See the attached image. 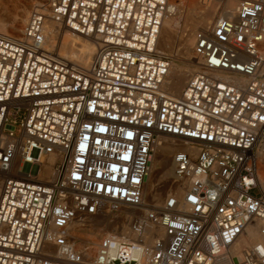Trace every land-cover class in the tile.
I'll return each mask as SVG.
<instances>
[{"label": "built area", "instance_id": "2783aa9c", "mask_svg": "<svg viewBox=\"0 0 264 264\" xmlns=\"http://www.w3.org/2000/svg\"><path fill=\"white\" fill-rule=\"evenodd\" d=\"M43 1L20 35L0 31V264H264V0L195 31L179 94L159 47L178 2ZM49 22L94 44L89 65L48 47ZM98 220L136 237L75 235Z\"/></svg>", "mask_w": 264, "mask_h": 264}, {"label": "bare ground", "instance_id": "6f19581e", "mask_svg": "<svg viewBox=\"0 0 264 264\" xmlns=\"http://www.w3.org/2000/svg\"><path fill=\"white\" fill-rule=\"evenodd\" d=\"M181 3L178 4L179 10L177 13L165 18L160 34L161 40L159 39V47L161 50H163L164 48H169L172 53H175V55L172 56L173 65L170 72V80L172 85L171 90L176 94H179L184 89L189 78L196 71V68H193L192 66L195 31L201 27L208 26L209 24H207V21H209L210 19L223 17L225 15H228L229 12H233L237 5L236 0H192V4L195 6L194 9L199 10L201 13V16L197 17L194 14H190V11L188 12L187 10L186 11L188 13H184L183 15L181 9L182 6L185 5H182ZM176 16L177 18L184 19V26L180 33H177V35L173 31V24L176 22ZM26 21L28 20L25 18V16H21L19 20L11 23L10 31L12 33L20 32L23 28V24ZM177 25H179V22H177ZM7 29V26L2 21H0V31L7 33ZM58 44L60 46V56L86 66L91 63L95 53V46L93 43L88 42L78 35L72 34L68 30L61 29L55 23L49 22L47 45L51 49H54ZM174 57L183 60V62L174 59ZM184 61L186 63H184ZM164 149L170 150L172 154L175 150V148L170 144H165L162 147H159V149L157 150V153L155 155L157 159H161V157H164ZM262 163L264 164V153H262V155L260 156V164ZM163 165V170L156 176V184H161V187L156 188L157 185L152 187L149 198V202L156 205L163 202L166 194L169 191L171 178L173 177V162L171 165L169 160L164 159ZM47 172L48 173H46V175H50V172ZM260 175L262 180H264V170H262L261 167ZM104 223L107 222L99 220L95 222H89V224L87 223L89 225V228L87 229H83L81 228V225H77L75 226V235L83 237L87 241H92L95 244L104 235V233H108L111 231L115 232L119 230L123 235H126L131 239H135L136 237L130 231L129 224L127 222H124L120 226V229H118L117 226H111L110 224L105 226ZM251 239H260V236L256 232H254L251 235Z\"/></svg>", "mask_w": 264, "mask_h": 264}, {"label": "rangeland", "instance_id": "374dc122", "mask_svg": "<svg viewBox=\"0 0 264 264\" xmlns=\"http://www.w3.org/2000/svg\"><path fill=\"white\" fill-rule=\"evenodd\" d=\"M170 2H172V3H177L178 2L179 4L182 2L181 4L185 5V6H182V9H181V11L183 12V15H184V13L186 14V13H188L190 11V14H194L197 17L201 16L200 11L194 9L195 6L192 4V0H170ZM43 6H44V1L43 0H0V21H2L7 26V28H8L7 29L8 30L7 33H10V34H13V35H20L21 32H23V29L26 26L28 21H26L23 24L22 30L20 32H18V33H12L10 31L11 23L14 22V21L19 20V18L21 16H25V18L27 20H29V17L31 15V13L34 10H36L38 7H43ZM188 8H189V10H188ZM190 9H192V10H190ZM26 16H28V17H26ZM218 16H220V15H218ZM217 18L210 19L209 21H207V24L212 23ZM175 21H176L175 22L176 24L175 23L173 24V28H174L173 31L177 35V33H180V31L182 30V28L184 26L183 25L184 24L183 23L184 19L183 18H177V16H176ZM177 22H179V25H177ZM162 41H163V38H162ZM56 47H57V51H60L59 44ZM163 50L168 52L171 56L175 55V53H172L169 50V48H164ZM174 59H177V58L174 57ZM177 60L183 62V60H180V59H177ZM184 63H186V62L184 61ZM192 66H193V68H195L194 64ZM163 155H164V157H161V159L160 158L157 159L156 156L154 157V162L152 164L153 166H152L151 176H150V179H149V181H148V183L146 185V192H148L147 193V200H149V198H150L151 188L157 185L156 184L157 183V177L156 176L164 168V165H163L164 164V159L169 160L170 164L172 165V152L170 150L164 149L163 150ZM53 164H54V159L53 158L49 159L48 160V165L52 166ZM260 167L262 168V170H264V164L263 163L260 164ZM46 173H48V172H46ZM255 193H257V192H255Z\"/></svg>", "mask_w": 264, "mask_h": 264}]
</instances>
